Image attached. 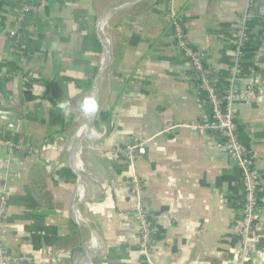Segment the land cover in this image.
<instances>
[{
    "label": "crops",
    "instance_id": "crops-1",
    "mask_svg": "<svg viewBox=\"0 0 264 264\" xmlns=\"http://www.w3.org/2000/svg\"><path fill=\"white\" fill-rule=\"evenodd\" d=\"M22 2L0 0L6 248L26 257V264H85L83 232L96 264H239L241 172L222 151L221 135L186 127L211 109L176 45L170 12L221 86L235 63L231 33L249 16V41L234 82L248 99L232 108L238 139L263 182L254 248L245 264H264V0H46L42 12L18 24ZM121 4L127 10H109ZM102 15L111 71L104 68L96 80L103 63L96 35ZM93 85L97 113H107V120L95 132V114L80 170L65 191L79 102ZM137 145L132 167L107 155ZM133 174L144 184L142 197L156 222L148 258L139 248L129 196ZM71 208L79 210L80 229Z\"/></svg>",
    "mask_w": 264,
    "mask_h": 264
},
{
    "label": "built area",
    "instance_id": "built-area-1",
    "mask_svg": "<svg viewBox=\"0 0 264 264\" xmlns=\"http://www.w3.org/2000/svg\"><path fill=\"white\" fill-rule=\"evenodd\" d=\"M45 4L46 0H23L16 17L17 23L22 24L27 16L37 15L42 12ZM249 20V16H244L243 25L231 33L235 63L226 69L227 84L221 86L216 72L204 67L203 55L191 48L179 20L173 15V12H170V26L176 45L181 56L188 61L194 84L206 93L207 102L211 109L208 117L202 116L199 122L186 125V127L194 132H210L221 135L224 139L222 151L229 159L234 161L241 172L242 201L239 239L242 250L238 258L239 264H245L253 252L255 242L254 227L259 209L257 196L263 185L256 169L254 158L249 155L238 139L232 108L234 103L248 99L247 94L237 93L234 90V82L238 75L239 59L249 41L246 26ZM0 145L7 144L0 141ZM140 146L110 149L107 155L111 159L122 157L132 167L136 152ZM128 187L129 196L134 205L132 212L137 219L139 248L142 254L148 258L153 247L156 222L148 209L147 201L142 197L144 187L142 180L133 174L129 179ZM6 212L7 196L3 191L0 192V264H26L28 259L23 256L13 255L6 248L2 239L1 227Z\"/></svg>",
    "mask_w": 264,
    "mask_h": 264
},
{
    "label": "water",
    "instance_id": "water-1",
    "mask_svg": "<svg viewBox=\"0 0 264 264\" xmlns=\"http://www.w3.org/2000/svg\"><path fill=\"white\" fill-rule=\"evenodd\" d=\"M129 5L127 4H121L117 5L109 10L111 11H116V10H127V7ZM106 14V13H105ZM104 14V15H105ZM104 15H102L96 23V35L99 38V41L101 43V49H102V54H103V63L102 66L105 68V70L111 71V55L109 53V49L107 46V42L104 40L103 32H102V22L104 19ZM101 68V67H100ZM100 69L98 71V74L96 76V80L98 79ZM91 96H94L95 99L97 100L99 91H97L94 88V85L92 86V90L90 93ZM94 116L91 117H85L82 113L80 114V123L78 130L76 132V140L75 143L71 149L70 152V158L67 163V166L65 168L64 174H63V189L66 191L69 186H70V181L72 178L77 174V172L80 170L81 167V152L82 148L84 145L85 140L87 139L89 132L91 130L93 121H94ZM71 215L74 223L76 224L77 228L80 229L81 225V220H80V213L79 210L76 208H71ZM80 238H81V246L82 250L84 252V261L85 264H96V257L95 253L92 251L91 244L88 239L83 237V232L80 233Z\"/></svg>",
    "mask_w": 264,
    "mask_h": 264
},
{
    "label": "clouds",
    "instance_id": "clouds-1",
    "mask_svg": "<svg viewBox=\"0 0 264 264\" xmlns=\"http://www.w3.org/2000/svg\"><path fill=\"white\" fill-rule=\"evenodd\" d=\"M61 107L66 111H70V105L67 103L61 104ZM99 105L94 96H84L79 102V110L85 117L94 116L98 111Z\"/></svg>",
    "mask_w": 264,
    "mask_h": 264
},
{
    "label": "trees",
    "instance_id": "trees-1",
    "mask_svg": "<svg viewBox=\"0 0 264 264\" xmlns=\"http://www.w3.org/2000/svg\"><path fill=\"white\" fill-rule=\"evenodd\" d=\"M95 43V42H94ZM96 45V43H95ZM97 46V45H96ZM97 50H98V47H97ZM226 74V73H225ZM92 81H93V78L92 79H89L88 82L85 84V88H89L92 84ZM222 81H225V78L224 80ZM107 120V113L103 112V111H100L96 114V120L94 121V131L97 132L98 131V125H99V122H105ZM68 128L71 126V124H68L67 125ZM64 129H66V127L63 125Z\"/></svg>",
    "mask_w": 264,
    "mask_h": 264
},
{
    "label": "bare ground",
    "instance_id": "bare-ground-1",
    "mask_svg": "<svg viewBox=\"0 0 264 264\" xmlns=\"http://www.w3.org/2000/svg\"><path fill=\"white\" fill-rule=\"evenodd\" d=\"M103 70H104V67L101 65L98 79H99V77H100V75H101V73H102ZM97 83H98V81L96 82L95 87H96Z\"/></svg>",
    "mask_w": 264,
    "mask_h": 264
},
{
    "label": "rangeland",
    "instance_id": "rangeland-1",
    "mask_svg": "<svg viewBox=\"0 0 264 264\" xmlns=\"http://www.w3.org/2000/svg\"><path fill=\"white\" fill-rule=\"evenodd\" d=\"M104 35H107V31H106V29L104 30ZM77 128H78V125L76 126L75 131L77 130ZM68 143H69V142H68Z\"/></svg>",
    "mask_w": 264,
    "mask_h": 264
}]
</instances>
